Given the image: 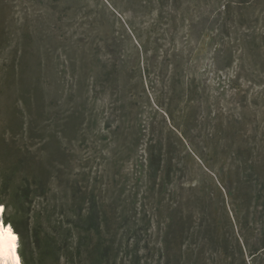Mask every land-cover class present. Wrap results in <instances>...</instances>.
I'll return each instance as SVG.
<instances>
[{"label": "rangeland", "instance_id": "374dc122", "mask_svg": "<svg viewBox=\"0 0 264 264\" xmlns=\"http://www.w3.org/2000/svg\"><path fill=\"white\" fill-rule=\"evenodd\" d=\"M8 1L11 52H27L31 69L25 84L0 98V139L5 109L27 107L24 115L16 110L26 123L17 140L40 168L32 179L47 184L46 196L26 207L30 216L14 220L24 230L42 223L54 237L62 219L85 235L95 208L118 264H160L158 210L166 216V205L175 204V183L162 186L159 171L149 173L150 152L167 149L187 166L172 173L175 182L200 177L186 153L212 159L209 149L222 148L227 135L238 144L244 135L264 150V0H232L244 8L223 26L233 58L244 40L253 50L243 67L229 68L226 56L214 60L222 41L215 39L216 13L226 0L165 7L146 0Z\"/></svg>", "mask_w": 264, "mask_h": 264}, {"label": "trees", "instance_id": "16d2710c", "mask_svg": "<svg viewBox=\"0 0 264 264\" xmlns=\"http://www.w3.org/2000/svg\"><path fill=\"white\" fill-rule=\"evenodd\" d=\"M146 1H157L165 7V2L180 0ZM232 4V0H226L216 13L221 29H216L215 39L222 41L214 60L223 61L222 56H226L228 68L235 63L243 67L244 59H248L253 50L250 41L244 40L241 55L233 58L234 52L223 28L233 15L244 16V8ZM8 7V0H0V98L18 84H25L24 76L31 69L27 52H11L14 36L9 29L12 18H8ZM193 91L190 86V92ZM186 105L189 114L192 105L189 102ZM24 109L27 112V107L20 109L15 105L5 109L4 114L9 118L0 139V205L5 209L6 221L13 223L22 240L20 256L23 264H118L112 255L113 247L103 235L102 221L95 208L89 213L90 225L85 235H81L70 221L62 219L53 225L54 237L42 223L24 230L14 220L21 213L30 216L26 207L36 198L46 196L47 188L45 182L32 179L40 168L31 149L22 140H17V129L20 127L25 132L26 123L24 118L17 117L16 110L24 115ZM175 127L179 128L178 125ZM181 133L186 137L184 131ZM224 138L222 148L209 149L212 159L196 149L186 153L192 170L198 168L199 179L183 181L179 175L174 182L172 173H184L187 166L174 163L173 158L168 157L167 149L165 153L160 150L159 156L150 152L149 173L155 170L157 175L159 171L162 186L175 183V204L166 205V216L158 210L164 223L158 252L163 257L160 264H206L209 254L214 257V264H264V150L256 151L248 145L244 135L238 136L241 144L235 141V135L234 139L228 135ZM40 175L43 177L42 171ZM42 213L39 212L37 217L42 218ZM54 217L49 214L46 219L52 223Z\"/></svg>", "mask_w": 264, "mask_h": 264}, {"label": "snow or ice", "instance_id": "6c2138e0", "mask_svg": "<svg viewBox=\"0 0 264 264\" xmlns=\"http://www.w3.org/2000/svg\"><path fill=\"white\" fill-rule=\"evenodd\" d=\"M4 208L0 205V253L10 257L14 264H20L16 249L18 246V236L16 235L12 224L3 218Z\"/></svg>", "mask_w": 264, "mask_h": 264}, {"label": "bare ground", "instance_id": "6f19581e", "mask_svg": "<svg viewBox=\"0 0 264 264\" xmlns=\"http://www.w3.org/2000/svg\"><path fill=\"white\" fill-rule=\"evenodd\" d=\"M17 250L18 249H16L17 256L19 257V261H21L20 255L18 254ZM0 264H14V262L10 257H7L4 253H0Z\"/></svg>", "mask_w": 264, "mask_h": 264}]
</instances>
